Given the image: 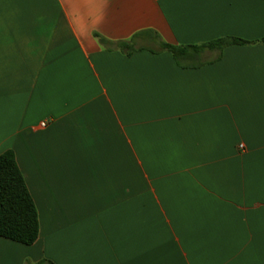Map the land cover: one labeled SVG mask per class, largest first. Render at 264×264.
I'll return each instance as SVG.
<instances>
[{
	"label": "crops",
	"instance_id": "obj_1",
	"mask_svg": "<svg viewBox=\"0 0 264 264\" xmlns=\"http://www.w3.org/2000/svg\"><path fill=\"white\" fill-rule=\"evenodd\" d=\"M69 6L0 0V155L40 223L0 264H264V1Z\"/></svg>",
	"mask_w": 264,
	"mask_h": 264
},
{
	"label": "trees",
	"instance_id": "obj_2",
	"mask_svg": "<svg viewBox=\"0 0 264 264\" xmlns=\"http://www.w3.org/2000/svg\"><path fill=\"white\" fill-rule=\"evenodd\" d=\"M245 43L240 39L227 38L194 46L161 42L160 47L163 51L171 53L181 66L182 60L196 59L205 50H222L230 45ZM119 45L128 55L135 51L129 42H121ZM39 234L38 210L17 164L15 154L8 150L0 155V237L32 246L37 242ZM37 264L54 263L44 260Z\"/></svg>",
	"mask_w": 264,
	"mask_h": 264
},
{
	"label": "snow or ice",
	"instance_id": "obj_3",
	"mask_svg": "<svg viewBox=\"0 0 264 264\" xmlns=\"http://www.w3.org/2000/svg\"><path fill=\"white\" fill-rule=\"evenodd\" d=\"M67 2L70 5L69 8H68V12H69V15H71L72 14L71 4L77 2V0H67ZM78 11H80V9H78Z\"/></svg>",
	"mask_w": 264,
	"mask_h": 264
},
{
	"label": "built area",
	"instance_id": "obj_4",
	"mask_svg": "<svg viewBox=\"0 0 264 264\" xmlns=\"http://www.w3.org/2000/svg\"><path fill=\"white\" fill-rule=\"evenodd\" d=\"M42 126L44 127V126H46V123H42ZM242 148V147H241Z\"/></svg>",
	"mask_w": 264,
	"mask_h": 264
}]
</instances>
